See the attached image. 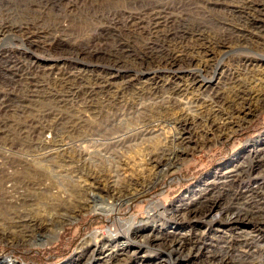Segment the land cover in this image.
I'll list each match as a JSON object with an SVG mask.
<instances>
[{
	"label": "bare ground",
	"instance_id": "bare-ground-1",
	"mask_svg": "<svg viewBox=\"0 0 264 264\" xmlns=\"http://www.w3.org/2000/svg\"><path fill=\"white\" fill-rule=\"evenodd\" d=\"M67 1V5L71 10L62 17V21L54 23V28H40L38 24L33 23L27 24L26 26H16V29L12 30L18 32L24 38L25 42L30 45L36 41L35 38H38L40 35L45 36L51 31L60 33L64 37L70 34H76L80 39L79 41L71 43L65 42L64 39H59L57 41L60 43L59 46L68 43L67 47H69V51L75 53L79 57L85 55L89 58H107L113 65L112 70L107 72L105 76L97 75L94 77L91 73H86L84 71L73 72L65 71L60 68V72L57 73L56 76H52V70H40L41 65H37L35 62H33L35 65H32V71H26L23 66L25 64L20 66L23 67V69H19L17 64H10L8 70L4 69L5 67L2 66L4 75H6L4 80L15 81L4 84L5 88L7 86V89H5L7 92L0 97L2 99L0 102L15 106L17 110H19L18 114L26 113V111L31 112L35 108L37 109V120L39 119L37 124L39 125L36 128V132H33L34 134L42 136V138L39 136L38 144L41 148L43 160H53L57 152L59 153L62 150H60V145L65 142L64 136L66 135L70 138L69 140L65 139L67 140L66 144L70 145V149L73 148V150L79 152V155H77L78 159L86 162V167L82 168L84 171L83 175H80V172L76 173L78 169L76 170V167H74L75 165H71L74 169H69L70 167L68 168L67 165H65V167L70 171V179L77 176L79 180L87 181V183H89L87 184L89 189H101L100 187L104 186V190L107 191V196L113 199L121 198V200L125 202H130L137 196V190L134 189L137 180L134 179L136 175L133 167H135V164L142 163L125 161L127 168L125 169L123 167L118 173L117 171L115 172V170L105 172L100 169H94L92 168L94 162L91 160L96 156L93 155L95 149H98L96 146H99L104 140L102 137L110 139V144L112 146L122 145L124 141L122 138L123 135H119L117 132L121 124L116 118L119 113L122 114L125 108H128L129 105L132 106L131 103L139 104L140 101L142 102L143 100L154 102V105L158 108L149 110L151 115L154 112L161 115V111L164 112L163 115H165V113L169 115L171 112H174L173 118H168L166 121L169 125L174 126L172 127L175 132L173 131L174 134L171 137L169 136L171 139L165 140L160 147L158 146L155 150L148 152V154L146 153L145 159H143L146 164L151 166L149 168L150 172L155 169H160V171L173 170L177 167V163L181 159L188 156L189 153L193 152L195 149L206 147L213 142L216 137H221L223 134L231 131L235 124L240 123L241 125L239 127H241L245 120L249 121V116L247 119L243 117L244 112L257 113L260 108L259 106L264 104V59L253 60L248 56H238V61L234 67L230 68L224 66L225 68L223 70L220 68L219 64L216 62L214 63L215 57L224 54L225 50L233 48L235 45L246 43L256 46L261 45L260 40H253L252 38L253 34L251 33L257 31L252 24L248 25L246 28L243 27V29H240L242 27L241 25L239 28V26L228 24L229 22L227 21L228 27L231 25V28L229 27L222 31L220 28L221 33H218V35L214 37L205 36L206 33L204 34V32L207 30L201 27L200 21L194 25V28L191 27L193 28L192 30H188L189 28H184L182 26V28H178L180 26H177V23H181L182 20L186 22V18L190 15H195L198 19L201 18V20H203L206 18L205 11L211 8V6L216 5L228 8V13L233 16L243 14L263 16L264 0H204L201 4L199 3V7L196 6L197 9L189 6L187 11L184 5L185 0H128L127 3L130 7H126L125 5L123 8H112L107 14L101 13V15L98 14L99 12L96 13L97 15L93 14L92 20H94L93 18H101V20L104 21L103 25H95V23L90 20L89 23L86 22L81 26L84 27L83 29H81V27L79 28L81 32L78 30L76 31L75 25L79 26V24L76 23L74 25V14H72V10L76 7L79 0ZM91 5L93 6L95 4ZM197 18H195V21H197ZM58 19H61L60 16ZM249 19H251V17L245 20ZM239 20L242 22L241 19ZM68 21H70V23L66 24L65 22ZM7 29H11V27L0 25V35ZM114 34L129 35V37L126 43L117 42L116 45H114L112 44ZM208 34H210V32ZM130 35L147 37L148 41L146 40L144 45H142L140 49H137L144 52L142 56L139 55L140 52L135 53L137 50L134 51L132 45L128 42L131 41ZM40 44L41 42L38 41L35 46L39 47ZM9 55L11 54L9 53L8 56L1 59V64L6 65L12 58L18 59V57ZM22 59L23 61L26 60L23 56ZM155 62L164 66L165 70L167 69L170 72H167V74H163L159 71L152 72L151 65ZM18 63L21 64L20 62ZM182 65H184L185 69L188 68L187 71L183 72L179 70L183 68ZM193 66L197 68L191 70L190 68ZM128 70L129 73L126 74ZM150 70L151 72H149ZM211 70L213 73L209 75ZM120 71L124 74H121ZM178 71L182 74L178 75ZM140 74L146 76L144 80H138ZM38 75L42 76V81L50 83L55 88H52V86L50 87L47 83L44 84L42 81L40 82L43 84L32 86L29 80L31 78L38 79ZM136 85H138L137 88L135 87ZM40 87L41 89H39ZM25 92L26 94H24ZM38 97H40L43 105H37V103L40 102ZM30 104L34 105L35 108L33 109L34 106ZM120 104L122 105V109ZM45 106L49 107L45 108ZM47 111L49 112L45 113ZM76 111L82 114L77 115L75 114ZM91 114L93 115L91 116ZM135 114L138 115V120L142 121L146 128L132 129V135L129 137L126 135L129 139L132 140L134 138L133 140H137L140 135L146 138L148 135H152L160 130L157 128L158 126L154 123L152 124L151 121H146V119L151 116L150 114V116L148 115V111L146 113L140 111ZM84 115L88 116L85 120L82 119ZM41 116H46L45 118L48 116L49 118L46 120L41 118L43 120L40 121ZM91 118H94V120ZM125 118L126 117H124V119ZM19 120L22 123H28L27 121H23L26 119L19 118ZM88 120L92 121L89 122ZM45 121H49L48 126L44 125ZM92 122L94 126L91 125ZM13 126H16V124L13 121L9 122L7 119L6 122L0 123V132H5L4 136L0 138V152H3L4 155L2 156L0 154V158L9 156L11 150L17 144H31L29 140L24 139L25 133L17 130V128ZM53 129H55V131H53L55 137L53 136L52 140L44 139V132ZM84 131H87V134H83ZM75 134L77 137H75ZM137 135L138 138H136ZM74 137L80 143L73 141ZM71 139L73 142L72 146L71 143H69ZM191 141H194V146L191 145ZM84 142H88L87 147L82 145ZM52 146H56V149H53ZM45 149H47V154L44 156ZM58 149L60 151H58ZM116 149L113 154L116 155V159L118 158L120 161ZM134 160H137L136 157ZM232 166L233 169H236L234 172H237L239 175V167H237V165ZM112 172H114L115 175H107ZM225 173L228 172L225 171ZM31 175L32 174L28 173V176ZM90 176H92L91 180ZM224 178L225 177L221 179ZM228 181L229 180L224 179V182ZM13 182L14 186L18 185L17 181ZM40 184L43 185L42 180ZM79 185L82 189L85 187L83 184ZM260 186H257V189L248 186L245 187V190L242 192L245 199L244 208H239L236 212L229 214L220 207V211L214 213L216 215L212 220L208 221L209 225L205 227V230L208 231H215V225H219L224 229L227 228L226 230H233L235 226L242 225V227L232 233L230 237L220 239V241H223V244H221V242L216 244H201V236L198 238V241H196L197 244H193L191 238V235H195L193 229H190L189 233H182L179 231L182 226L175 224L173 228L175 232L179 233L176 234L174 232V236H170V239H163V243L166 244L169 253L166 254V257L161 255L160 262L164 260L170 264H175L177 260H180L181 264H190L191 258L186 259V257L196 255L203 257L202 259L205 261L204 264H250L246 263L245 259L241 261L233 257L232 254H228V252L229 249L232 248V244L230 243L233 238H235L237 242L249 244L250 247H246V250H243L245 254L251 255L264 252V249L260 250V238H256L260 236L261 239H263L264 237V212H261V210H256L254 213L249 212L251 209L250 203L252 202L251 196L263 194ZM42 194L43 191L40 194L36 193L34 198L27 203L24 209L23 218H25L27 223H30V227L25 228L22 233L14 234H11L10 230H0L1 244L13 246L20 242L29 241L34 235L36 236L38 228L41 230L51 229L45 226V224L47 225L48 223L47 221L44 222L46 219H43L40 224L34 219L36 216L34 217L33 213H35V215L36 213H42L41 211L45 208L48 209L43 211L48 214L80 212L92 206L88 202V196L85 191H83L81 195L82 198L79 196L81 198L80 200L75 203H69V198L67 200L68 202L66 201L64 203L65 206L57 204V198L52 201L51 204L46 201L37 202V197ZM69 195L70 193H67L65 196ZM262 203L264 204V202ZM99 204H94L93 210H104L105 212L102 213H109L115 210L118 211L116 207L118 205L116 204ZM215 204L221 206L217 201H215ZM38 205L42 206L41 210H39ZM49 205L52 207L51 211ZM58 206L61 208H58ZM113 207L115 209H113ZM214 207L208 208L207 211H203L199 207H186L178 209L177 211L180 215L182 214L185 218L192 221L199 215H205L207 212H211ZM262 207H264V205H262ZM27 210L28 213H26ZM75 214L79 213H72L74 216H71V219L69 218L68 221L75 219ZM251 215H253V217H260L256 221H252L253 223L249 222L248 225L239 223L241 219H245L244 221L249 220V216ZM43 217L47 216L45 215ZM148 217L153 220L155 219V214L151 213ZM60 224L63 227L65 224L64 218H61ZM124 224L129 227L130 231L122 234L121 239L125 240L121 241V243H116V237L107 238V244L100 250L99 261H101L102 264L112 260L116 261L118 264H132V262L128 260H123V262L119 263L120 257L130 252H132V255H136L141 251L145 253L149 251L150 245L159 244L162 239L159 232H154L152 230L148 236L143 235L144 237H142V239L139 238V241L133 242L139 234L134 233L138 230L132 231L137 223L134 219L125 223L122 221L119 223L121 226ZM249 229L251 232H248ZM107 231L112 232L110 230ZM60 232L61 230L58 233ZM102 233L103 232L96 231L91 237L98 238L101 236L102 238ZM120 234L119 232L117 237H120ZM254 242L257 244L256 247L252 246ZM133 243H136V246H134ZM132 247H134L133 250H131ZM96 254L97 253H95V255ZM146 254L140 259L139 264H149L147 261L152 260V258L148 257L149 255ZM239 261L241 262L238 263ZM261 261L262 259L260 262ZM160 262H155V264H159ZM7 264L14 263L11 260L7 262ZM256 264L259 263L256 262Z\"/></svg>",
	"mask_w": 264,
	"mask_h": 264
},
{
	"label": "rangeland",
	"instance_id": "rangeland-1",
	"mask_svg": "<svg viewBox=\"0 0 264 264\" xmlns=\"http://www.w3.org/2000/svg\"><path fill=\"white\" fill-rule=\"evenodd\" d=\"M127 1L128 0H79L76 7H74V9L72 10V14H74L75 20L74 25L76 23L79 24V26L75 25L76 31L78 30L81 32L79 28L83 26L84 23H89V21L92 20L93 14L97 15L96 13L98 12V14H107L111 11L112 8H123L125 5L126 7H130ZM203 1L204 0H185L184 5L186 7V11L189 9V6L193 8H196V6L199 7V3L201 4ZM67 4V0H0V25H7L11 27V29L5 30L4 33L0 35V97H2L7 92L5 91V89H7V86L5 88L4 84L15 81L4 80V78H6V75H4L3 67H5L4 69L8 70V68H10V64H17V67L19 69H23V67L20 66L25 64L23 65L24 69H26V71H32V65H35L33 62H35L37 65H41L40 70H52V76H56L57 73L60 72V68L65 71H84L86 73H91V75H93L94 77H96L97 75L105 76L107 72H110L112 70L113 65L107 58H89L82 54V56L79 57L75 53L69 51V47H67L68 43H64V45L59 46L60 43L57 42L59 39H64L65 42L67 41L71 43L79 41L80 39L76 34H70L69 36L64 37L60 33L51 31L49 32V34H47L48 36H38V38H35L36 41L30 45L29 43L25 42L24 38L18 32L12 30L16 29V26H26L27 24L33 23L38 24L40 28L52 29L54 28V23H59L60 21H62V17H64L66 13L70 12L69 10L71 9ZM91 4L95 5L92 6ZM227 9L228 8L224 6H211V8L205 11L206 18H204L203 20H201V18L198 19L197 17H195V15H192L193 17L190 15L188 18H186V22H184L185 20H182L181 23L178 22V25H176L180 26L178 28L186 27L189 28L188 30H192L194 28V25H196V23L200 21L201 27L207 30H205L206 32H204V34L206 33L205 36L214 37L218 35V33L220 34L222 30H226V28L229 27L231 28V25H235L237 27L239 26V28L242 26L240 29H243V27L246 28L248 25L252 24L253 27H255V29L258 31L251 33L253 34L252 38L253 40H260L261 45L256 46L249 43L235 45L233 48H230L232 50L227 49L225 50L224 54L215 57L214 63L216 62L217 64H219L220 68H222L223 70L225 68L224 66L230 68L234 67L238 61V56H248L253 60L264 59V15L256 16L243 14L233 16L228 13L229 11ZM59 16L61 19H58ZM249 17H251L252 20H245ZM195 18H197V21H195ZM93 19L94 20H92V22L95 23V25H103L104 21L101 20V18ZM239 19H241L242 22ZM65 23L68 24L70 23V21ZM227 23L231 25L228 27ZM83 28L84 27H81V29ZM208 31L210 32V34H208ZM128 37L129 35L127 36L122 34H114L112 44L116 45L117 42L126 43ZM130 40L131 41L128 42L132 45L134 51H136L137 49H140L142 45H144L147 37L130 35ZM38 41L41 42V44L39 47H36L35 45ZM137 52H140V56H142V54L144 53L140 50H137L135 53ZM9 53L11 54L9 56L18 57V59L12 58L10 59V62H7L6 65L1 64V59L5 56H8ZM22 56L23 58H26L25 61H23ZM18 62H20L21 64H19ZM153 65H151L152 72L159 71L163 74H167V72H170L167 69L165 70V67L158 64L157 62L153 63ZM182 67L183 68L179 70H182L183 72L187 71L188 68L185 69L184 65H182ZM195 68L197 67L193 66L190 69L193 70ZM151 70L149 72H151ZM37 71L39 72L38 69ZM120 73L124 74L122 73V71H120ZM128 73L129 70L126 74ZM177 73L178 75L182 74L179 71ZM212 73L213 71L211 70L209 75H212ZM41 77V75H38V79L31 78L29 80L31 82V85L39 86L43 84L42 82H44V84L47 83L50 87L52 86L50 83L42 81L43 79ZM145 77V75L140 74L138 80H144ZM137 86L138 85H136L135 87L137 88ZM52 88L55 87L52 86ZM39 89H41V87ZM24 94H26V92ZM38 98L40 100V97ZM40 104L43 105L41 100L37 103V105ZM131 104L132 106L129 105V107L125 108L124 111H122V114L119 113L120 115L118 114V117L116 118L117 121H119L121 124L120 129L118 128L117 132L119 135H123L122 138L124 141L122 142V145L112 146L110 144V139L102 137L104 138V140L99 146H96V148L98 149H95L93 153V155L96 156L91 160L94 162V167L92 166V168L94 169H100L105 172H111L115 170V172L117 171L118 173L119 170H121L123 167L125 169L127 168L125 161H131L132 163L134 161L142 163L135 164V167H133L134 173L136 175L134 179L137 180V184L134 186V189L137 190V196H135V198L130 202L122 201L121 198L113 199L112 197L106 195L107 191L104 190V186L100 187L101 189L92 190L89 189V186L87 185L89 183H87V181L79 180L77 176L73 177V179H70L69 169H74L71 165H75L74 167H76V170L78 169L76 173L80 172L79 174L83 175L84 171L82 168L86 167V162L78 159L77 155H79V152L77 150H73V148L70 149V145L66 144V141L70 138H68L66 135H63L64 138L67 139H64V144L62 143L60 145V150L62 149L63 151L61 150V152H57L53 160L45 159L43 160L44 162L42 161V170L40 172H42V182L44 190L43 194L37 197V202L46 201L51 204V202L56 200L57 198L56 203L61 206H65L64 203L69 198V203H75L76 201L80 200L82 198L81 195L83 194V191H85L88 196V202L92 206L87 210H82L80 212H64L62 214L45 213V211L43 210L48 209H46L45 207V209L41 211L42 213H36L35 215V213L31 212L33 213L34 217L36 216L34 219L37 220V222L40 224L42 223L43 219H46L44 220V222L47 221L48 223L47 225L45 224V226L51 229L41 230L38 228L37 235H34V237H32L29 241L20 242L13 245L19 251H26V254L23 255L24 257H22V260L24 262L20 264H102V262L99 261L100 250L107 244V238L116 237V243H121V241L125 240L121 239L122 234L128 233L130 231L129 227L125 224L121 226L119 225V223L121 221L125 223L132 219H134V221L137 223L132 231L138 230L134 233H139L138 237H136L133 242L139 241L144 236H148L152 230L154 232H159L162 239L159 244L150 245L149 251L145 253L144 251H141L140 253L136 254L137 256L132 255V252L122 255L120 257L119 263L123 262V260H128L129 262H132V264H139L140 259L144 257L146 253L149 255L148 257L152 258L153 260H148L147 262L149 264L160 262V256L164 255L166 257V254L169 253L166 248V244L163 242L164 240L170 239V236H174L175 229L173 228V226L175 224H179L182 226V228L179 229V231H181L182 233H189V230L193 229V232L195 234L191 235L193 244H197L196 241H198V238H200V236L202 237V240L200 239L201 244H216L220 242L221 244H223V241H220V239L230 237L231 234L239 230L242 225L235 226V229L233 230H226L227 228L224 229L219 225H215V231L205 230V227L206 225H209L208 221L212 220V218L216 215L214 213L220 211V207L229 214L236 212L239 208H244L245 199L242 192L243 190H245L246 186L257 189V186L261 185L260 187L262 188L263 194L251 196L252 202L250 203L251 209L249 212L254 213V211L256 210H261V212H264V207H262V205H264L262 203L264 202V130L259 132L261 128L264 127V104L262 106H259L260 108L257 113H250L248 111H246L247 113L244 112L243 117L247 119L249 116V121L245 120L243 123L241 122V127H239L241 125L240 123L235 124L231 131H228L221 137H216L213 142H211L206 147L195 149L193 152L189 153L188 156H185L183 159H181L177 163V167L173 170L160 171V169H155L152 172L149 171V168L151 166L146 164L144 162L145 160L143 159H145L146 153L148 154V152L155 150L156 148H158V146L160 147V145L165 140L171 139L170 137L174 134L173 131L175 132L173 128L174 126L169 125V123H167L166 121L168 118H173L174 112H171L169 115L168 113H165V115H163L164 112L162 111L161 115L157 112H151V115L149 110L158 108L156 105H154V102L143 100L142 102L140 101L139 104ZM6 105L7 109L9 110L6 112V119L9 122L17 120L19 117H23L24 119H26L23 121L28 122L27 125L32 124V126H34V124L36 123L34 127H38L39 124H37V121L39 119L37 120V109L34 105L30 104L34 106L33 109L35 108L33 111H26V113L20 114H18L19 110H17L15 106H10L7 103ZM48 107L49 106H45V108ZM137 108H139L140 110ZM145 110L146 112L148 111V115H151H149L150 118H147L146 121H151V123L157 125V128L160 130L152 135H148L146 138H143L141 135L138 138L137 135V140H133L134 138L132 140L129 139L128 137L132 135V129L146 128L145 124H143L142 121L138 120V115L135 114L136 112L140 111L146 113ZM48 112L49 111L45 113ZM75 114L81 115L82 113L76 111ZM92 115L93 114H91V116ZM45 117L46 116H41L40 121L43 120L41 118H44L45 120L49 118L48 116L47 118ZM87 117L88 116L84 115L82 119L85 120ZM124 117L126 118L124 119ZM91 119L94 120V118ZM92 120L88 121L91 122ZM44 125L48 126L49 121H45ZM91 125L94 126V123L92 122ZM53 131H55V129L44 132V139L52 140L53 136L55 137ZM4 134L5 132H0V138L4 136ZM83 134H87V131H84ZM75 137H77L76 134ZM75 137L73 138V141H76V143H80ZM70 141L69 143H71L72 146V139ZM82 145L87 147L88 142H84L82 143ZM191 145L194 146V141H191ZM52 147L53 149H56V146ZM115 149L117 150L118 157H120V161L118 158L116 159L117 156L113 154L115 153ZM36 150L39 151V154H41V148L39 144L37 145ZM60 150L58 149V151ZM44 153L45 156L47 154V149L44 150ZM0 154L4 156L3 152H0ZM68 156H70L71 158ZM41 157L42 156L40 155V159H42ZM135 157L137 160H134ZM65 165L70 168H66ZM232 165H237V167H239L238 171L241 174L239 173L238 175L237 172H234L236 169H233ZM225 171L228 173H225ZM155 172L158 174V176ZM65 174L68 176H66ZM107 175L111 176L115 174L114 172H112L110 174L108 173ZM91 177L92 176H90V180ZM223 177H225L224 179H227L229 181L224 182V179H221ZM79 184H83L85 185V187L82 189L79 187ZM67 193H70V195L65 196L67 195ZM215 201L219 202L221 206L216 205ZM94 204H116L118 205L116 206L118 208V211L115 210L109 213H102L105 211L101 209L95 211L93 210ZM41 207V205H38L39 210H41ZM186 207H199L203 211H207L210 207H214V209L211 212H207V214L205 215H199L197 216L198 218L196 217L192 221H190V219L185 218L182 214L180 215L177 211L178 209ZM58 208L61 207L58 206ZM152 208H154L155 210ZM49 209L50 211L52 210V207L50 205ZM113 209L115 208L113 207ZM26 213H28V210ZM72 213L79 214H75V219H73L72 221H68L71 216H74L72 215ZM151 213L155 214V219L153 220L148 217ZM44 214L47 217H43L45 216ZM259 217H253V215H251L249 216V220L244 221L245 219H241L239 223L248 225L249 222L253 223L252 221H256ZM61 218H64L65 220V224L63 225V227L60 224ZM22 221H25V218ZM25 223L28 224V227H30L29 223ZM16 228L20 229L21 226ZM0 229H2L1 224ZM60 230L61 232L58 233ZM107 230H110L112 232H108ZM96 231L103 232V237L101 238V236H99L98 238H92L91 235ZM119 232L121 233L120 237H117V234ZM248 232H251V230L249 229ZM175 233L178 234L179 232ZM256 238H260V250L264 249V237L263 239H261L260 236ZM233 239V242L231 241L230 243L232 244V248L229 249L228 254H232L233 257L241 261L245 259L246 263L256 264V262H258L259 264H264V252H258L251 255L245 254L243 250H246V247H250L249 244L240 243L237 242L235 238ZM133 245L136 246V243H133ZM5 246L2 245V247H0V250ZM252 246L256 247L257 244L254 242ZM133 249L134 247L131 248V250ZM95 253L97 254L95 255ZM14 255L19 257L20 260L19 252ZM195 256L196 255L187 256L186 259L191 258L190 264L205 263L204 259H202L203 257ZM261 259L262 261L260 262ZM12 261L14 264H19L14 259ZM241 261H239L238 263H240ZM106 263L118 264L113 260L106 261L103 264ZM159 264L170 263L163 260ZM175 264H181L180 260H177Z\"/></svg>",
	"mask_w": 264,
	"mask_h": 264
},
{
	"label": "built area",
	"instance_id": "built-area-1",
	"mask_svg": "<svg viewBox=\"0 0 264 264\" xmlns=\"http://www.w3.org/2000/svg\"><path fill=\"white\" fill-rule=\"evenodd\" d=\"M0 100L2 99L0 98ZM7 111H9L7 105L0 102L1 123L6 122ZM19 118L24 119L23 117ZM19 118L13 121L16 124L13 127L24 132V139L29 140L31 144H17L9 156L0 158V224L2 226L0 230H10L11 234L22 233L28 227L26 221H22L24 209L36 193L40 194L44 190V186L40 184L43 179L42 172H40L43 158L40 159L41 154L36 150L39 138L38 134H34L36 127L22 123ZM28 173L32 175L28 176ZM13 181H17L18 185L14 186ZM20 226V229L16 228ZM2 245L5 246L0 243V247ZM18 252L20 260L14 255ZM25 254L26 251H19L14 246H5L0 250V264H6L13 259L19 264L23 263L22 257Z\"/></svg>",
	"mask_w": 264,
	"mask_h": 264
},
{
	"label": "trees",
	"instance_id": "trees-1",
	"mask_svg": "<svg viewBox=\"0 0 264 264\" xmlns=\"http://www.w3.org/2000/svg\"><path fill=\"white\" fill-rule=\"evenodd\" d=\"M264 130V127L263 128H261V130L259 131V132H261V131H263Z\"/></svg>",
	"mask_w": 264,
	"mask_h": 264
}]
</instances>
